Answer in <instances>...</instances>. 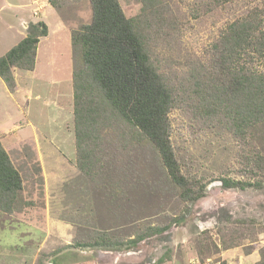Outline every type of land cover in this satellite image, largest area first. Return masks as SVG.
I'll use <instances>...</instances> for the list:
<instances>
[{
    "label": "rangeland",
    "instance_id": "obj_1",
    "mask_svg": "<svg viewBox=\"0 0 264 264\" xmlns=\"http://www.w3.org/2000/svg\"><path fill=\"white\" fill-rule=\"evenodd\" d=\"M118 1L125 16L146 15L151 62L180 89L209 63V46L227 23L256 4L233 0L207 9L210 0H154L157 12L143 13L144 0ZM53 2L0 0V55L30 22L48 26L34 68L12 67L15 89L0 78V141L22 177L15 210H0V264H264V184L225 188L220 180L250 178L249 145L223 122L199 116L195 100L177 99L168 113L182 171L207 182L187 208L154 147L115 121L97 140V173L80 171L73 114L80 59L71 35L92 9L90 0ZM250 132L264 152V123ZM99 236L118 244L96 246Z\"/></svg>",
    "mask_w": 264,
    "mask_h": 264
},
{
    "label": "trees",
    "instance_id": "obj_2",
    "mask_svg": "<svg viewBox=\"0 0 264 264\" xmlns=\"http://www.w3.org/2000/svg\"><path fill=\"white\" fill-rule=\"evenodd\" d=\"M153 1L144 0L143 13L157 12ZM232 1L203 4L212 9ZM252 1L256 4L228 22L210 44L209 63L199 64L189 75L191 84L180 89L169 85L151 62L146 46L151 23L145 14L127 17L118 0H90L91 20L71 35L80 59L73 70L76 166L80 171L90 177L97 173V140L102 139L103 128L115 121L154 147L177 198L187 208L204 194L207 182L182 171L170 141L168 113L177 99H192L199 116L223 122L249 145L244 162L254 178L222 177V187L261 188L264 152L251 143L250 130L264 123V0ZM47 33L44 21L30 22L25 36L0 55V78L10 91L16 86L12 67L33 69L37 44ZM21 188V174L0 141V210H15ZM182 219L181 214L173 222ZM141 237L137 235L130 242ZM93 244L114 247L118 242L99 236Z\"/></svg>",
    "mask_w": 264,
    "mask_h": 264
}]
</instances>
